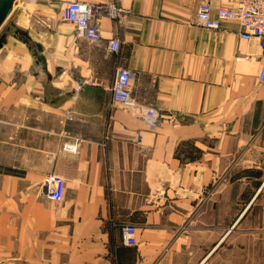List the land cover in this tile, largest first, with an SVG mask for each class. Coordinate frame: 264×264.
Returning <instances> with one entry per match:
<instances>
[{"label": "crops", "instance_id": "1", "mask_svg": "<svg viewBox=\"0 0 264 264\" xmlns=\"http://www.w3.org/2000/svg\"><path fill=\"white\" fill-rule=\"evenodd\" d=\"M64 1L15 0L1 25L0 264H264L257 41L236 21L196 25L209 0H76L127 10L93 15L89 41ZM119 66L133 73L125 107Z\"/></svg>", "mask_w": 264, "mask_h": 264}, {"label": "built area", "instance_id": "2", "mask_svg": "<svg viewBox=\"0 0 264 264\" xmlns=\"http://www.w3.org/2000/svg\"><path fill=\"white\" fill-rule=\"evenodd\" d=\"M25 2L33 0H24ZM211 1L216 2L213 7ZM65 19L70 22L78 36L89 41H99V28L90 22L93 15L106 12L110 17H122L127 10L115 3L91 4L76 0L63 2ZM236 21L240 27V36L245 40L255 39L259 48L264 51V0H238L234 5L224 3V0H209L197 5L195 24L216 30L220 27L221 21ZM119 43L115 39L108 41L107 50L115 52ZM258 81L264 83V63H262L257 75ZM133 73L128 68L119 66L116 68L111 86L112 101L122 107L131 104V84ZM68 148H75L74 145H66ZM44 185L49 195L58 200L61 198L64 188V180L57 174H49L44 179ZM124 245L133 246L136 244V227L132 224H123L120 227Z\"/></svg>", "mask_w": 264, "mask_h": 264}, {"label": "water", "instance_id": "3", "mask_svg": "<svg viewBox=\"0 0 264 264\" xmlns=\"http://www.w3.org/2000/svg\"><path fill=\"white\" fill-rule=\"evenodd\" d=\"M15 0H0V26L2 25V23L4 22V20L6 19L7 15L9 14L13 3ZM5 36L6 34L3 33L0 36V47L3 45L4 41H5ZM36 61L37 62H43L44 58L42 56L36 55Z\"/></svg>", "mask_w": 264, "mask_h": 264}, {"label": "rangeland", "instance_id": "4", "mask_svg": "<svg viewBox=\"0 0 264 264\" xmlns=\"http://www.w3.org/2000/svg\"><path fill=\"white\" fill-rule=\"evenodd\" d=\"M1 27V29H0V31H4L5 29H4V25L3 26H0Z\"/></svg>", "mask_w": 264, "mask_h": 264}]
</instances>
